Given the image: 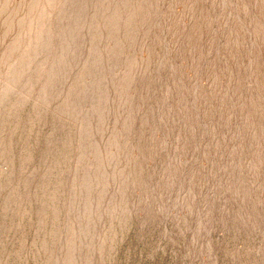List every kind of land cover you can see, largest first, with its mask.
Returning <instances> with one entry per match:
<instances>
[{
    "label": "rangeland",
    "instance_id": "rangeland-1",
    "mask_svg": "<svg viewBox=\"0 0 264 264\" xmlns=\"http://www.w3.org/2000/svg\"><path fill=\"white\" fill-rule=\"evenodd\" d=\"M23 1L0 0V7L5 4L16 13ZM236 2L229 20L218 0H169L165 6L161 0L158 7L155 0L131 4L130 0H96L97 7L104 4L115 9L110 16L113 35L109 44L114 48L118 39L115 50L120 59L119 66L111 65L118 71L109 77L106 94L116 106L117 123L108 119L107 127L126 134L113 151L121 170L119 187L125 186L117 209L127 219L112 218L104 224L105 264H264V237L254 239L249 226L256 220L248 218L250 223L247 219L242 224L237 217L239 211H252L256 200L264 201V40L260 36L264 0ZM156 8L164 15V33L158 36L154 28L153 37L148 31L155 25ZM51 10L52 6L47 7L46 13ZM38 15L37 11L28 13L29 17ZM98 16L93 13L89 21L98 23ZM2 23L0 20V34L5 31ZM27 25L15 26V34L26 32ZM254 26L259 36L250 48L245 29ZM7 43L8 38L0 50ZM23 50L24 44L11 59H19ZM165 57L173 73L169 72L170 81L162 89V108L170 120L182 122L170 130L176 138L168 168L161 167L165 157L160 154L168 129L153 121L156 94L152 77L158 71V61ZM4 76L2 69L1 81H6ZM186 101L189 106L179 107ZM192 101L198 106V115L192 110ZM27 113L33 114L29 106L20 114L24 117ZM18 155L25 156L26 151ZM225 157L228 162L224 166ZM150 183H156L160 198L170 197L182 183L191 187L194 197L187 198L186 205L166 206L162 212L156 207L158 202L154 204ZM209 191L216 199L223 198L217 216L211 212L206 224L211 227L212 253L194 236L191 215L200 196ZM47 212L45 228L38 225L36 217L21 222L17 241L9 245L16 253L0 258V264H46V256L32 254L35 249L31 252L34 258L21 252L24 243L30 245L34 232L44 228V234L59 227L58 220L52 222L51 212ZM151 220L154 225L148 224ZM66 247L64 242L58 243L61 251L54 264L69 263Z\"/></svg>",
    "mask_w": 264,
    "mask_h": 264
},
{
    "label": "bare ground",
    "instance_id": "bare-ground-1",
    "mask_svg": "<svg viewBox=\"0 0 264 264\" xmlns=\"http://www.w3.org/2000/svg\"><path fill=\"white\" fill-rule=\"evenodd\" d=\"M160 1L155 0L157 7ZM163 1L165 6L169 0ZM236 1L218 0L229 20ZM23 2L16 13L5 4L0 7V20L5 25L0 45L8 38V43L0 50V70L4 69L2 78L6 79L0 80V258L16 253L9 245L17 241L15 234L22 221L31 222L36 217L38 225L45 228L46 212L50 211L49 219L58 220L59 227L44 234V228L34 232L30 245H22L21 254L28 257L35 249L33 255L46 256V264H54L61 251L58 243L64 242L68 264H105L107 233L104 224L112 218L127 219L117 209L125 186L119 187L121 170L117 152L113 151L126 134L107 127L108 119L117 123L116 106L106 97L109 77L118 71L111 69V65L119 66L120 60L115 50L118 39L114 48L109 44L113 35L110 16L115 14V9L104 4L97 7L96 0ZM131 3L134 0H130ZM51 6L52 12L47 14L46 8ZM32 11L39 15L29 17ZM159 12L157 9L155 25L148 31L153 37L154 28H157L156 35L164 33V15ZM93 13L99 15L98 23L89 21ZM25 23L28 24L26 32L15 34L14 27ZM245 30L252 48L259 30L256 26ZM260 36L264 40V30L260 31ZM22 44L21 57L13 61L11 56L22 49ZM158 65L152 77L156 94L153 121L158 127L168 129L169 135L164 137L160 148V154L165 157L161 167L168 168L174 156L172 141L176 138L170 130L182 122L170 120L162 108L165 99L162 89H166L172 71L166 57L158 61ZM191 103L198 115L197 104ZM183 105L190 103L181 102L179 107ZM26 106L33 114L22 117L20 113ZM202 131H207L204 126ZM23 151H26L25 156L18 155ZM226 159L228 157L223 160L224 166ZM221 171L226 174V170ZM218 178L221 179L220 175ZM155 184L150 183L149 189L155 194L154 204L158 202L159 211L163 212L166 206L186 205V199L194 197L191 187L182 183L170 197L160 198ZM262 184L264 191V180ZM199 202L191 214L195 221L193 233L202 239L201 246L212 253L211 227L206 224L211 212L217 216L223 198L216 199L209 191L200 196ZM237 217L242 224L254 218L256 223L249 224L253 229L252 237L259 240L264 237V201L256 200L252 211L246 214L239 211ZM148 224L154 225V220ZM183 249L188 251V247Z\"/></svg>",
    "mask_w": 264,
    "mask_h": 264
}]
</instances>
